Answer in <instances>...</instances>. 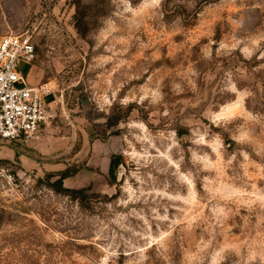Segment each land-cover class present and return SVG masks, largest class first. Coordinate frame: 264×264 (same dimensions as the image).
<instances>
[{"label": "rangeland", "instance_id": "374dc122", "mask_svg": "<svg viewBox=\"0 0 264 264\" xmlns=\"http://www.w3.org/2000/svg\"><path fill=\"white\" fill-rule=\"evenodd\" d=\"M26 33L52 117L0 139V264H264V0H0Z\"/></svg>", "mask_w": 264, "mask_h": 264}, {"label": "built area", "instance_id": "2783aa9c", "mask_svg": "<svg viewBox=\"0 0 264 264\" xmlns=\"http://www.w3.org/2000/svg\"><path fill=\"white\" fill-rule=\"evenodd\" d=\"M36 46L29 33L9 35L0 40V139H32L51 119L47 105L48 85L32 86L19 63L32 66ZM0 178L14 180L0 161Z\"/></svg>", "mask_w": 264, "mask_h": 264}, {"label": "trees", "instance_id": "16d2710c", "mask_svg": "<svg viewBox=\"0 0 264 264\" xmlns=\"http://www.w3.org/2000/svg\"><path fill=\"white\" fill-rule=\"evenodd\" d=\"M87 7L81 3V1H78L76 3V13L74 15V21H75V28L78 32V34L81 37H86L90 32V26L88 21V15L86 13ZM119 119H115V117H111L108 119V127H112L118 123ZM123 164V157L121 155H112L111 156V162H110V168H109V174L113 179H115V172L116 170ZM82 169L78 168L75 170H72L70 167L65 168L62 171H59L57 173H51L49 174V181L48 186L52 188L56 193L64 195L66 197H70L74 201H78L82 208L84 209H90V206L88 205V200L92 197V195L89 194L90 190L86 188L82 189H72L68 188L64 185V181L75 177ZM56 178L55 181H52V179ZM41 182V181H40Z\"/></svg>", "mask_w": 264, "mask_h": 264}, {"label": "crops", "instance_id": "0c3cea01", "mask_svg": "<svg viewBox=\"0 0 264 264\" xmlns=\"http://www.w3.org/2000/svg\"><path fill=\"white\" fill-rule=\"evenodd\" d=\"M94 157H95V156H94ZM110 162H111V161H110ZM66 168H67V167H66ZM109 168H110V166H109ZM63 170H64V169H63ZM61 171H62V170H61ZM58 172H59V171H58ZM77 175H78V174H77ZM77 175H76V176H77ZM72 178H74V177H72ZM72 178H69V179L65 180L64 182L69 183V182L71 181ZM68 188H69V187H68Z\"/></svg>", "mask_w": 264, "mask_h": 264}]
</instances>
